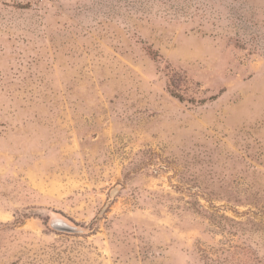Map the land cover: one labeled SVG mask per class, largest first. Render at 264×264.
I'll use <instances>...</instances> for the list:
<instances>
[{
  "label": "rangeland",
  "instance_id": "rangeland-1",
  "mask_svg": "<svg viewBox=\"0 0 264 264\" xmlns=\"http://www.w3.org/2000/svg\"><path fill=\"white\" fill-rule=\"evenodd\" d=\"M0 264H264V0H0Z\"/></svg>",
  "mask_w": 264,
  "mask_h": 264
},
{
  "label": "water",
  "instance_id": "water-1",
  "mask_svg": "<svg viewBox=\"0 0 264 264\" xmlns=\"http://www.w3.org/2000/svg\"><path fill=\"white\" fill-rule=\"evenodd\" d=\"M49 226L56 232L59 233H77L79 232V228L68 223L60 217H53L49 222Z\"/></svg>",
  "mask_w": 264,
  "mask_h": 264
}]
</instances>
